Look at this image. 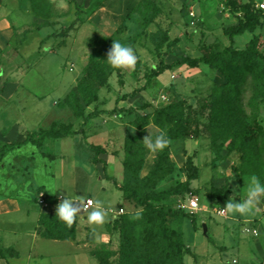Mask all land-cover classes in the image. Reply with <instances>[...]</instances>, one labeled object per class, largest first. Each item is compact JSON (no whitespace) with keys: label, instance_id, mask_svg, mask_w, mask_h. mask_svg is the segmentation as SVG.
<instances>
[{"label":"rangeland","instance_id":"rangeland-1","mask_svg":"<svg viewBox=\"0 0 264 264\" xmlns=\"http://www.w3.org/2000/svg\"><path fill=\"white\" fill-rule=\"evenodd\" d=\"M237 2L256 13L257 23L253 30L230 39L225 29L244 19ZM78 14L74 27L64 35ZM255 36L258 52L264 55V0H0V146L30 132L38 137L62 124L77 130L95 111L83 126L85 138L82 134L49 138L40 147L27 142L3 156L0 198L11 201L5 202L10 210L0 215V247H8L2 249L8 264H99L101 260L120 264L123 219L134 221L137 251L143 249L147 229L154 232L155 221L104 177L114 176L119 183L129 179L140 195L168 193L192 172L186 165L188 156L198 170L197 177L187 182L190 188L156 204L186 214L178 212L169 220L193 253L184 256V264H230L234 257L238 264H264V221L261 225L244 220L264 219L257 215L259 207L248 216L228 215L226 209L220 216L208 198L212 190L224 186L228 192L219 204L225 206L230 196L243 200L252 182H260L258 176L239 172H264V135L254 139L257 145L242 142L256 132L254 120L264 131V59L258 58L256 71L262 78L248 74L235 85L206 63L191 67L177 62L183 55L200 57L204 50L245 49ZM113 41L135 49L139 60L134 71L117 70L107 63ZM233 56L227 53L223 58L234 65L238 55ZM91 60L106 64V81L97 90V100L83 106L78 86ZM163 64L170 66L155 75ZM134 89L136 94L128 96ZM166 106H172L169 112L175 118L170 114L156 123L159 109ZM214 113L222 115L219 122L212 121ZM177 119L189 134L169 138L164 164L170 172L144 181L162 153H152L145 138L171 131ZM226 124L231 135L221 139ZM84 139L103 147L99 161H93L95 151ZM124 163L131 165L132 173L126 172ZM64 189L81 203L86 198L103 201L109 208L106 222L91 225L84 212L76 221V237H43L40 226L34 227L36 208L55 212ZM40 191L50 193L54 201H48L54 204L38 205L35 195ZM192 195L198 196L201 209H189ZM242 226L255 227L259 234L244 232Z\"/></svg>","mask_w":264,"mask_h":264},{"label":"trees","instance_id":"trees-1","mask_svg":"<svg viewBox=\"0 0 264 264\" xmlns=\"http://www.w3.org/2000/svg\"><path fill=\"white\" fill-rule=\"evenodd\" d=\"M239 10L242 12L244 19L239 20L237 24L230 25L225 29V34L231 39L234 35L240 34L245 30H253L257 23V15L248 7L246 3H235ZM80 15L78 14L76 18L64 29L63 34L67 35L74 27L75 22L79 19ZM258 37H253L249 42L245 49H237L228 46L222 51L213 52L211 50H204L203 54L200 57H189L187 55H183L182 58L177 61L179 63H186L191 67H196L199 63H206L214 68H217L220 72L228 77L229 84H234L238 81H243L244 78L249 74L251 76L256 74L257 79L262 78L259 77L256 71L260 68L258 58L262 57L264 59V55H261L258 52ZM229 53L230 55H238V57L234 61V65L232 61H227L224 59V55ZM234 58V56H233ZM170 65L163 64L161 68L154 72L155 75H158L163 68H168ZM242 68V71H237ZM115 69V68H114ZM106 64H101L97 61L91 60V64L88 70V73L85 77L82 78V83L78 86L81 90V97L83 106H87L93 101L97 100V90L104 85L106 81ZM118 70V69H117ZM148 81V80H147ZM138 89H134L128 96H134ZM236 94H239L238 89L235 90ZM82 107V105H81ZM172 109V106H166L159 109V117L155 120L156 123H161L164 119V116H170V114L174 117V114L169 111ZM83 109H79V112L82 113ZM95 111H91L85 117L82 125L77 130H73L68 125L62 124L56 129H50L42 132L41 135L36 137L32 132L26 134L24 139L22 140H12L9 142H5L0 146V162L8 152L13 150L15 147H19L22 144L30 143L37 147H40L46 139L49 138H61L66 137L72 134H82L85 138L83 126L90 116L94 114ZM175 113V112H174ZM216 117L211 118L212 121H220L221 114L214 113ZM174 128L167 130V137L172 139H179L188 136L189 131L186 129L185 125H183L179 119L174 121ZM184 126V127H183ZM253 126L256 129V132L253 135H247L243 138L242 142L244 145L251 144L257 145L258 142H255V138L257 139L258 134L264 135L263 128L259 125L255 120L253 121ZM211 131V130H210ZM221 132L223 136L221 139H225L231 135L228 125H224L221 127ZM215 134V131H212ZM226 135V136H225ZM215 137V136H214ZM85 140V139H84ZM264 141V140H263ZM85 144L90 148L94 149L95 156L93 161H99V154L104 153L105 150L103 147L97 144L89 143L85 140ZM243 144V143H242ZM236 148V146H232ZM167 148H165L158 161L154 165V167L150 170L147 176H145L144 181H152L155 177H161L163 174L170 172L169 167H167L164 162L167 161L168 157L166 154ZM105 162V161H104ZM125 170L129 173L131 172V165H127L124 163ZM186 165L192 169L188 171L187 179L180 186L174 188L172 191L168 193H145L140 195V190L138 187L132 186L129 183V179H124L122 183H119L114 176H105L104 178H108L112 181L114 186L123 193V196L129 199L130 201H134L140 206L146 209L147 215L152 218L154 217V232L151 229H147V237L145 241H143V249L140 251L136 250L135 243L133 242L132 229L134 226V221L132 219H123V227L119 228L120 232V264H184V256L187 254L193 255L191 250L187 244L183 241L182 232L178 229L173 228L170 225L169 220L178 215V212L182 215L184 214L182 211H178L176 209L171 208L167 204H162L157 206L156 204L160 203V201L165 200L168 195L171 194H183L190 188V184L187 182L195 179L198 175L197 168L193 165L191 158L188 156ZM241 175L244 174H253L255 177L258 176L260 182H264V172H256L250 169H243L239 172ZM256 174V175H255ZM228 190L224 187H218L212 190L209 195V199H211L210 205H221L220 200H222V196L227 193ZM45 196L49 200H53L50 194L45 193ZM179 214V215H180ZM56 211L53 213H41L39 219V229L40 233L43 237L51 238V239H63L67 237L74 236L75 232V223L71 228L62 223L56 216ZM125 218V217H123ZM175 219V218H174ZM193 228H196L194 218H191ZM150 226V224L148 225ZM103 250V249H102ZM5 257V254L2 249H0V258ZM99 264H105L103 260L99 262Z\"/></svg>","mask_w":264,"mask_h":264},{"label":"clouds","instance_id":"clouds-1","mask_svg":"<svg viewBox=\"0 0 264 264\" xmlns=\"http://www.w3.org/2000/svg\"><path fill=\"white\" fill-rule=\"evenodd\" d=\"M107 63L116 69L135 70L139 60L135 49L123 44L119 41H113L111 49L107 54ZM146 147L152 152L157 153L163 151L171 143L167 137V133L161 131L159 135L152 139L150 135L145 138ZM63 189V188H60ZM59 190V189H57ZM55 190L53 193H56ZM65 190V189H64ZM66 194H61V202L56 208V217L69 228L77 221L78 217L87 212V219L91 225H103L109 215V208L104 202L99 199H89L86 203H81L77 199H73ZM264 201V184L258 180L253 181L247 190L243 200H235V196H230L225 204V209L228 215L239 214L240 216H248ZM91 206V211L88 208ZM136 218H140V212L136 213ZM253 234L258 235V231H253Z\"/></svg>","mask_w":264,"mask_h":264},{"label":"crops","instance_id":"crops-1","mask_svg":"<svg viewBox=\"0 0 264 264\" xmlns=\"http://www.w3.org/2000/svg\"><path fill=\"white\" fill-rule=\"evenodd\" d=\"M66 137H69V136H66ZM39 193H46V192H43V191H40ZM39 193H37L36 195H35V199H36V202H37V196L39 195ZM48 194H50V193H48ZM197 198H198V196H197ZM87 199V198H86ZM11 200L9 199V200H3V199H1L0 198V205L2 206L1 208H0V215L1 214H5L8 210H10V206H8V204L7 203H9ZM54 201V200H53ZM85 201V200H84ZM84 201L82 202V203H84ZM5 202H7L6 203V205H5ZM37 204L38 205H40L38 202H37ZM36 204V205H37ZM54 204V202L51 204V205H53ZM200 207V206H199ZM259 207V209H258V214L257 215H261V216H264V204L261 202V204L258 206ZM27 209H29V207L27 208ZM89 209V208H88ZM200 209H201V207H200ZM26 212L28 213V211L26 210ZM41 213H43V212H41V211H39L38 210V207L36 208V215H35V220H34V227H35V229L36 228H38L39 227V219H40V214ZM217 215V214H216ZM221 216V215H220ZM244 220H246V221H250L251 223L252 222H254V223H256L257 221H258V223H260L261 225H262V222L264 221V219H255L254 218V216H252V217H247V218H244ZM243 220V221H244ZM246 228H248V227H246V226H242L241 227V229L244 231ZM249 229V231H244V232H252V229H255L256 231H257V229L255 228V227H252V228H248ZM38 231V230H37ZM38 235V232H36L35 233V235ZM253 234V233H252ZM74 235H75V237H76V223H75V233H74ZM253 235H255V234H253ZM32 236H33V234H32ZM74 237V238H75ZM2 240V238H0V241ZM53 240V239H52ZM55 240V239H54ZM71 244V243H70ZM0 245H1V243H0ZM73 245V244H72ZM10 247V246H9ZM6 248H8V247H6ZM6 248H2V247H0V249H6ZM15 248V247H14ZM16 250V249H15ZM31 250V249H30ZM4 252V251H3ZM28 254H30V253H28ZM79 254V253H78ZM90 257V256H89ZM90 258H92V257H90ZM238 259V258H237ZM4 261H5V264H8V262H7V258L6 257H3V258H0V264H2V263H4Z\"/></svg>","mask_w":264,"mask_h":264},{"label":"built area","instance_id":"built-area-1","mask_svg":"<svg viewBox=\"0 0 264 264\" xmlns=\"http://www.w3.org/2000/svg\"><path fill=\"white\" fill-rule=\"evenodd\" d=\"M261 6H263V4H261ZM89 199H91V198L85 199L84 203H86L87 200H89ZM188 200H189L188 201V207L190 210L200 209L199 204H198V198L196 195H192V196L188 197ZM37 202L42 206H48V205H51L53 203V201H51V202L48 201V198L45 196L44 193H39V195L37 196ZM121 211H122V209H120V211L118 213H120ZM213 211L217 215H224L225 214V208L222 205H216V207L213 208ZM254 230L255 229H252V233ZM245 231H249V229L246 228ZM230 264H238V259L235 257L232 258L230 261Z\"/></svg>","mask_w":264,"mask_h":264},{"label":"water","instance_id":"water-1","mask_svg":"<svg viewBox=\"0 0 264 264\" xmlns=\"http://www.w3.org/2000/svg\"><path fill=\"white\" fill-rule=\"evenodd\" d=\"M202 232H203L204 235H206L207 227H206L205 223L202 224Z\"/></svg>","mask_w":264,"mask_h":264}]
</instances>
